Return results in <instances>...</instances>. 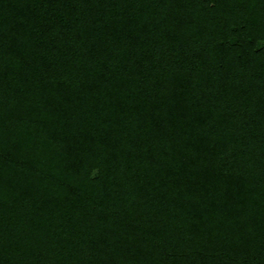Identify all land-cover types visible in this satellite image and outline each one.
Segmentation results:
<instances>
[{
  "label": "trees",
  "instance_id": "obj_1",
  "mask_svg": "<svg viewBox=\"0 0 264 264\" xmlns=\"http://www.w3.org/2000/svg\"><path fill=\"white\" fill-rule=\"evenodd\" d=\"M0 264H264V0H0Z\"/></svg>",
  "mask_w": 264,
  "mask_h": 264
},
{
  "label": "rangeland",
  "instance_id": "obj_2",
  "mask_svg": "<svg viewBox=\"0 0 264 264\" xmlns=\"http://www.w3.org/2000/svg\"><path fill=\"white\" fill-rule=\"evenodd\" d=\"M83 180H84V177L80 176V177L73 178L71 182L73 185H76V184H80Z\"/></svg>",
  "mask_w": 264,
  "mask_h": 264
}]
</instances>
